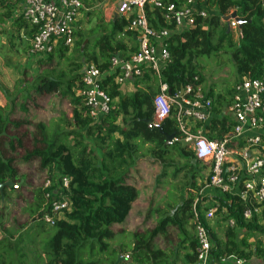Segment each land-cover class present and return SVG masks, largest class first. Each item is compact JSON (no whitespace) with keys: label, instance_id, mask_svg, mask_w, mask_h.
<instances>
[{"label":"trees","instance_id":"trees-1","mask_svg":"<svg viewBox=\"0 0 264 264\" xmlns=\"http://www.w3.org/2000/svg\"><path fill=\"white\" fill-rule=\"evenodd\" d=\"M21 1L0 0V25L11 21L8 44L14 47L16 40L19 44L24 41L27 60L41 71L19 92L15 89L10 94L0 88L8 100L0 107V185L12 183L3 188L4 202H0V264H174L169 261V256L179 251L169 247L175 243L174 238L184 249L183 264H193L197 248L193 206L196 204L197 209L200 203L198 192L202 184L197 185L196 179L201 163L182 141L166 144L165 135L182 138L174 111L162 122V133L149 128L146 122L153 116L161 83L170 95L186 85L204 93L198 60L227 54L235 68L234 83L225 92L207 89L212 101L211 116L199 126L210 140L229 136L235 122L226 110L235 86L246 78L264 83V0H195L206 17H196L190 30L173 33L166 42L169 60L159 77L142 69L140 76L132 79L133 90L128 94L107 74L112 58L127 59L137 50L133 35L125 31L126 20L106 22L99 16L93 29L76 30L71 54L78 61L61 68L68 54L62 46L35 61L29 60L36 27L22 14L16 15ZM79 1L84 8H92V2ZM161 2L160 9L145 7L146 19L156 30H172L173 26L163 20V8L168 4L180 8L184 2ZM232 12L242 21L237 40L227 24ZM86 39L94 45L90 52L81 47ZM54 56L59 59L55 65ZM86 64H93L104 74L100 90L110 99L109 111L98 123L76 94ZM51 97L66 102L70 109L69 119H57L60 127L50 128L35 117L41 103ZM234 143L229 148L240 150L246 146L243 138ZM143 157H149L161 169L154 187L164 191L165 199L156 207L150 202L141 226L126 235L124 227L134 218L131 212L139 197L131 171ZM23 167H31L33 174ZM239 173L235 192L224 194L225 199L216 206L215 226L223 232L218 238L210 229L214 242L211 256L264 264V242L258 238H264V204L262 224L257 218L244 219L243 212L254 202L250 197L241 198L248 176ZM65 180L67 187L63 186ZM180 192L186 194L182 200L178 199ZM63 198L70 203V212H64L63 219H55L52 225L45 223L44 216L50 214L52 202ZM151 219L152 227L143 229ZM230 220L234 221L233 227L228 224ZM122 237L131 240L122 242ZM157 244L164 248L159 249ZM124 256L129 260H124Z\"/></svg>","mask_w":264,"mask_h":264},{"label":"built area","instance_id":"built-area-1","mask_svg":"<svg viewBox=\"0 0 264 264\" xmlns=\"http://www.w3.org/2000/svg\"><path fill=\"white\" fill-rule=\"evenodd\" d=\"M183 2L184 6L180 8L174 4L163 8V20L167 25H172L173 29L156 30L150 27L144 10L146 6L162 8L161 0H98L101 6L111 5L116 14L128 22L125 31L131 33L137 42V50L129 58L111 59L107 74L113 77L114 83L120 89L132 84V79L140 76L142 69H148L159 77L161 69L169 60L166 46L169 38L173 33L193 28L196 17H206L205 10L201 9L195 0ZM83 9L79 0H23L19 14L36 27L30 42L29 60L35 61L36 58L44 57L58 46L71 50L74 46L76 24ZM231 14L227 24L231 31H235L238 23L230 17ZM102 78L104 74H101L96 66L86 64L83 68L81 88L76 91L95 123L108 113L110 105V99L100 90ZM211 105V99L199 90H194L191 85H186L177 94L170 95L167 86L161 83L148 127H161L164 119L174 111L182 138L173 137L166 141V144L172 146L180 141L187 144L196 159L208 165L206 185L222 194H233L241 177V169L232 158L236 156L245 161V175L248 178L243 182L241 198L245 200L250 197L254 205L243 212V217L246 221L260 219L264 204V83L246 78L235 86L232 101L226 110L234 120L235 126L229 136L219 141L208 139L202 130L191 132L188 129L190 124L193 126L210 117ZM248 130H260L261 133L245 139L246 146L240 150L229 148V145H235L234 142L242 139ZM63 186L67 187L66 180ZM195 205L193 211L197 248L193 264H210L214 242L209 224L214 220L216 207L203 211L196 209ZM64 212H70L67 199L54 200L50 214L44 216L45 223L52 225L55 219H63ZM228 224L233 227L234 221L230 220ZM124 258L128 259V256ZM230 259L234 264H242V261L234 257L221 260Z\"/></svg>","mask_w":264,"mask_h":264},{"label":"rangeland","instance_id":"rangeland-1","mask_svg":"<svg viewBox=\"0 0 264 264\" xmlns=\"http://www.w3.org/2000/svg\"><path fill=\"white\" fill-rule=\"evenodd\" d=\"M92 8L89 10H86L90 13L86 17V13H83L80 18H78L77 25L80 27V30L89 31L95 27V24L98 20V17L101 16L102 13L99 11V7L101 6L98 3V0H92ZM99 4V5H98ZM102 7V6H101ZM99 8V9H97ZM76 25V27H77ZM233 35H235V32L231 31ZM76 38V37H75ZM74 38V40H75ZM90 38V36H89ZM82 48L85 49L87 47V52H90L92 47L94 46L93 43H91L90 40L86 39L83 44ZM74 48L69 50L66 54V60L62 61L61 68H67V65L69 62L72 61H78V58L73 56L71 52H73ZM15 55V54H14ZM19 55L16 58V61H12L13 58L9 59L11 62L9 67L10 68H2L0 66V88L1 90L8 91L10 94H13L15 92V89H18L17 91L23 87V85L26 82H30L32 78L40 72V68L37 67L33 62H29L27 60V55L25 54H17ZM58 58L54 56L53 58V65H55L58 62ZM13 62H16L13 64ZM198 71L201 73L202 78L204 79L203 88H205V91L208 92L207 89H211L213 92H225L227 91L234 83L235 80V72H234V66L232 64L231 57L227 54H212L209 57H204L198 60ZM42 69V68H41ZM40 70V71H39ZM24 72L25 75H24ZM124 91V89H121ZM19 94V93H18ZM8 102L6 100L5 95L0 91V107H4L5 104ZM36 119H40L42 122L47 124L50 128L57 126L60 127L62 124L57 123L59 122L57 119L61 117L70 118L71 113L70 109L66 102H59V98H53L51 97L49 100L41 103V109H38L36 111ZM52 126V127H51ZM49 128V129H50ZM185 146V143L182 144ZM187 145V144H186ZM182 160H179V165H182ZM138 165V166H137ZM135 168L131 171V176L134 179L139 180L140 179V185L143 189V191L140 190V200L137 203L136 206V212L139 215L138 217H134L133 219H130L126 226L124 227L126 235H129V232H132L136 230L142 223V219H140L141 214L145 215L147 212V209L149 208L150 202L154 204V207H156L158 204H161L164 202L165 197L163 198V193L158 191L157 186L155 185V177L159 171H158L157 165L153 164V161L149 157H143L139 160ZM208 167V165L202 164L199 165V171L204 170ZM201 168V169H200ZM23 170H26L30 174H33V169L31 167H23ZM33 181H35L34 176L32 178ZM205 180V177L203 178ZM163 190V189H162ZM165 190V189H164ZM156 192V193H155ZM163 192V191H162ZM161 200L163 202H161ZM156 201V202H155ZM10 210V209H9ZM12 213V212H11ZM260 224L263 223L262 217H260ZM139 221V222H138ZM153 225V219L149 220L143 229L151 228ZM1 238V233H0ZM123 238V237H122ZM261 238L264 242L263 237ZM131 240V238H129ZM129 239H122V242H129ZM255 239V238H252ZM250 239V241H253ZM115 248L118 249V245H115Z\"/></svg>","mask_w":264,"mask_h":264},{"label":"crops","instance_id":"crops-1","mask_svg":"<svg viewBox=\"0 0 264 264\" xmlns=\"http://www.w3.org/2000/svg\"><path fill=\"white\" fill-rule=\"evenodd\" d=\"M88 1H89V3L90 2L93 3L92 0H88ZM21 4H22V1L19 3L18 7H16V9H15L16 15H18L19 14V11L21 10ZM98 7L100 9L99 8H97V9H99V11L102 12L100 15L104 17V19H105L106 22H109L111 20H115L117 18H120L116 14L115 10L113 9V7L111 5H107V6L106 5H102V7L101 6H98ZM84 9H85V11L86 10H89V9H86V8H84ZM83 13H85V12H82L81 15ZM81 15H80V17H81ZM79 29H80V27H78V25H77L76 30H79ZM11 32H12V30H11V21H7L3 25H0V66L2 68H7V67L10 68L9 65H10L11 62L9 61V59L13 58L12 61H16V58L19 56L17 54H24V52H23L24 44H25L24 41L21 42V40H20V44H19V41L16 40L14 42V47H10V45L8 44L7 36ZM233 32H235L234 39L237 40L238 28H237V30H235ZM18 35H20V38H23L22 37V31H19L18 32ZM133 40H134V42L137 45V42H136V40H135L134 37H133ZM15 63L16 62H13V64H15ZM132 90H133V87L130 84V85L126 86L124 88V91L122 90V92L124 94H128V93H131ZM204 94L207 95V92L205 91ZM210 116H211V113H210ZM188 129L191 132H195L197 130H202L204 132L203 127L201 125L199 126V123L198 124H194L193 126H191V124H190L188 126ZM260 133H261L260 130H248L243 135V139L251 138V137H253L255 135H259ZM232 159H233V161H235L237 163V166L241 169L240 171H242L243 173H245V171H246L245 161H243L242 159H240V158H238L236 156H234ZM157 168H158V171H159L160 170L159 169V166H157ZM198 173H199L198 174L199 177H197L196 183H197V185H201L202 184V186H201V188H200V190L198 192V196H199L198 198H200L199 208L202 209L203 211L208 210V209H214V207H216L218 205V202L220 200H224L225 199L224 194H222L219 190H217V189H215L213 187H210V186H207L206 185V177H207V174H208L207 167L204 170L203 169L200 170ZM204 177H205V180H203ZM135 182H136V185H137L139 197H138L137 201L135 202V204L133 205V209H132V212H131V217H138L139 216L137 214V212H136L137 211L136 210V206H137V203L140 200V190L143 188V187L140 188L142 186L140 184V179L139 180L135 179ZM167 189L168 188H166L165 190H167ZM141 191H143V189ZM159 191L162 193L161 190H159ZM163 193H164V191H163ZM185 196H186V194L184 192H180V195H179L178 199L182 200L183 197H185ZM161 202H163V201L161 200ZM145 215H146V213H145ZM145 215L141 214L140 219L143 220V217H145ZM216 218L217 217L215 216L214 217V220L211 221V223L209 224V228L211 230L212 229L214 230V232L216 233V235H217L218 238H221L223 231H222L221 228L215 226L216 225L215 224ZM259 223H260V220H259ZM222 226H223V224H222ZM194 232H195V228H194ZM174 239H175V243L174 244H171L169 247H173V248L176 247L177 249H179V251H178L177 254H173V255L169 256V261H174V264H183L184 263L183 262L184 249H180V246L177 243V239L176 238H174ZM156 247H158L159 249H163L164 248V246L162 244H157ZM124 260L128 261L129 258L128 259H124ZM210 264H234V263L232 262L231 259L230 260H226V261H222L221 259H216V258L213 257L211 259V263ZM242 264H258V263L255 262V261H253V260H251L249 262L242 261Z\"/></svg>","mask_w":264,"mask_h":264},{"label":"water","instance_id":"water-1","mask_svg":"<svg viewBox=\"0 0 264 264\" xmlns=\"http://www.w3.org/2000/svg\"><path fill=\"white\" fill-rule=\"evenodd\" d=\"M232 19H234L237 23H238V28L241 26V24H242V21L236 16V12H233L232 14H231V16H230ZM81 47H83V46H81ZM82 49V48H81ZM148 125L151 123V120H149V121H147L146 122ZM157 130L159 131V132H161L162 133V128L161 127H159V128H157ZM173 138V136H166L165 135V139H166V141H169V140H171ZM10 187V186H12V183L11 182H6V183H4V184H1L0 185V202L3 204V202H4V196H3V193H2V190H3V188L4 187ZM119 260H120V258H119Z\"/></svg>","mask_w":264,"mask_h":264}]
</instances>
